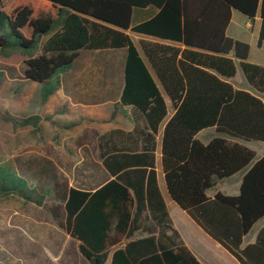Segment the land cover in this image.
<instances>
[{
    "label": "trees",
    "instance_id": "1",
    "mask_svg": "<svg viewBox=\"0 0 264 264\" xmlns=\"http://www.w3.org/2000/svg\"><path fill=\"white\" fill-rule=\"evenodd\" d=\"M148 5L159 12L132 25L133 9ZM234 10L253 23L261 18V45L264 0H0V49L27 56L24 77L41 85L44 103L62 87L63 75L82 51H123V86L115 107L134 122L129 131L95 134L102 164L95 162L97 175L89 185L72 186L44 156L42 170L31 177L1 164L0 194L50 210L80 241L84 258L105 264L111 251L107 245L118 241L110 230L128 225L134 198L140 204L144 193L160 194L155 159L157 137L169 114L165 93L175 108L162 134L171 197L242 264H264V227L256 242L242 246L244 236L264 217V156L258 159L255 150L238 140L264 142V100L225 80L240 67L249 84L264 93V65L249 60L248 42L227 34ZM128 30L174 43L141 40L140 49ZM3 118L17 129L33 127L36 134L42 129L38 114L20 117L5 110ZM211 127L218 135L208 142L196 137ZM243 170L237 195H208L218 180ZM161 208L157 221L162 232L172 231L169 242L137 264H202L172 227L162 198ZM129 252L115 250L110 264H136Z\"/></svg>",
    "mask_w": 264,
    "mask_h": 264
},
{
    "label": "crops",
    "instance_id": "2",
    "mask_svg": "<svg viewBox=\"0 0 264 264\" xmlns=\"http://www.w3.org/2000/svg\"><path fill=\"white\" fill-rule=\"evenodd\" d=\"M235 11L237 10L233 11L232 20L228 26L227 34L235 39H239L229 34V29L233 22ZM158 12L159 8L155 5H148L146 7H135L133 9L131 23L132 25L143 23L153 18ZM246 26L250 29H254L256 26H259L255 50H253L252 45L250 44L249 60L251 62L264 65V40L262 41L261 45H259L261 18L258 16L254 23L248 18ZM127 32L131 35L132 40L139 48L141 40H155L166 43H174L173 41L160 39L151 35L135 33L131 30H128ZM117 52L121 53V59L117 63L120 65L121 71L123 72V51H117L112 49L82 51L80 57L85 54H100L106 57V55L108 54L110 58H112L111 56H113ZM114 64L115 61L113 59H109L107 61L102 60L96 63V65L100 68L104 66L110 67ZM150 69L154 74L153 69L151 67ZM236 77L237 75L234 78L225 80L231 82L237 88L245 89L256 94L264 100V93H260L259 91H257L254 87L249 84L248 81V83H246L243 78ZM156 80L159 87L162 89V84L157 78ZM121 81L123 86L122 74ZM100 87L107 88L108 86L101 85ZM58 90H63V99L59 100L58 102L59 105H62V108L59 109L57 113L59 114V117H63L60 119H64V122L55 120L58 130H66L74 127L75 125L71 126L72 122H75L77 124L75 120V110L78 106H80V112L84 113L85 117L102 119V126L93 127L94 130L98 129L97 131L99 132L98 133L96 131L95 134L101 135L115 129L129 131L134 128V122L132 121L130 116L124 114L121 107H115V103L119 100V96L116 100L112 97L102 98L101 96H97V94H95L96 97L93 96L94 100H92V98L85 99V96L79 98L72 94L69 90H65L64 82L62 84V87ZM164 96L169 105V114L164 120L160 134L157 137L155 159V165L158 174V188L160 194H156L154 192H146L139 198L141 199L140 204L138 203V198H134V203L131 207V219L128 222V225L126 227L121 228L120 230H116L115 228L110 230V235L115 238L118 237V241H116V243L112 245H107V248H110L111 251L109 254V258L105 264L111 263L115 250L127 248H129L130 250L128 258L131 260H137V264L139 260L153 255L155 250H158V252H160V245L162 242H169L168 236L172 234V231L170 229H166L162 232L161 225L157 221L164 213L163 209L161 208V198L163 199V203L165 205V209L168 213L172 227L179 233L181 240L192 251V253L202 264H242L226 247H224L217 239L210 235L187 210L180 207V205L173 200L168 191L162 165V134L164 126L169 120V118L174 114L175 108H170V104L172 105V101L165 93ZM125 108L128 109L129 107ZM128 110L130 111V109ZM207 129H209V131L207 133H204V131ZM216 135H218V133L216 132L215 128L211 127L203 129L196 135V137H198L203 142H208L212 137ZM238 140L255 150L256 157L258 159L264 156L263 141H246L242 139ZM84 145L90 147V144L86 142L85 144L79 145V148ZM65 148L68 152L72 154H75L77 152L76 148ZM92 150L95 153L94 163L99 162L100 164H102L100 159L97 157L99 152L96 144L93 145ZM49 159L55 163V165L58 167V169H60V171L66 173L65 167L61 165V162H59V160H56L50 156ZM246 170L240 171L231 177L218 180L216 182V185L208 190V195L210 197H213L218 191H222L223 193L230 195H237L240 192L241 182ZM69 180L70 184L72 186H75L72 179ZM33 212H30L26 209L23 210L17 208L11 210L10 212V216L15 217V221L12 222L13 224H15L14 227L16 229L24 228V231L26 233V242L31 239V244L25 243L24 245L16 241L15 255L18 259L27 260L28 258H40L42 264L44 263V261H46V264H92L82 255L80 251V241L73 238L69 233L65 231V229L61 225H59L58 220L53 217V214L50 210L44 207V210L39 213ZM20 216H23L25 218V225L19 223ZM135 218L136 220H134ZM30 219L33 221V224H28V222H30ZM263 227L264 217L260 218L253 225L251 230L244 236L242 246L245 247L250 243L256 242L258 234ZM38 242L39 245L37 244ZM23 263H25V261H23ZM152 264H154V262H152Z\"/></svg>",
    "mask_w": 264,
    "mask_h": 264
},
{
    "label": "rangeland",
    "instance_id": "3",
    "mask_svg": "<svg viewBox=\"0 0 264 264\" xmlns=\"http://www.w3.org/2000/svg\"><path fill=\"white\" fill-rule=\"evenodd\" d=\"M247 21L246 15L235 11L229 34L248 42L255 50L259 26L250 29L246 26ZM111 57L108 54L106 57L100 54L81 56L72 69L62 77L65 90H69L79 98L85 96V99L92 98L94 100L93 96L96 97L95 94H97L102 98L112 97L116 100L122 88V71L117 63L121 59V53L117 52ZM26 58L27 56L20 52L5 54L0 49V165L15 166V168H20L19 173L31 177L32 172L42 170L44 166L42 158L50 156L61 162V165L65 167L66 176L72 179L74 184L89 185L97 175L94 163L95 153L92 149L93 145L97 143L94 134L98 129L94 130L93 127L102 126L103 121L85 117L78 106L75 110L77 124L70 129L58 130L55 120L64 122V119H60L63 117H59L57 113L62 108L58 102L63 99V90H57L44 103L41 97V85L24 77L23 69ZM109 59L115 61L113 66L100 68L96 65L102 60ZM236 78H243L248 83L240 67ZM101 85L108 87L102 88ZM170 108H172L171 104ZM5 110L20 117L35 114L42 116V129L37 134L33 127L17 129L4 121ZM208 131L209 129L204 133ZM86 142L90 144V147L84 145L79 148V145ZM64 146L76 148L77 152L72 154ZM40 162H42V166L39 164ZM15 208L34 211L33 213L44 210L43 207L25 201L19 196L0 194V264H42L40 258L23 260L18 259L15 255L16 241L22 245L31 244V239L25 241L24 228L16 229L15 224L12 223L15 221V217H11L10 212ZM19 219V223L25 225V218L20 216ZM28 224H33V221L30 219ZM37 244L39 245V242ZM43 264H46V261Z\"/></svg>",
    "mask_w": 264,
    "mask_h": 264
}]
</instances>
